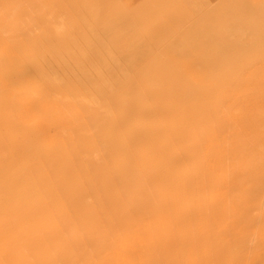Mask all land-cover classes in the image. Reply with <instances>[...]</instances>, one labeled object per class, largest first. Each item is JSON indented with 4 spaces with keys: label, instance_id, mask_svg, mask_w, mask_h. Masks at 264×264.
I'll return each instance as SVG.
<instances>
[{
    "label": "rangeland",
    "instance_id": "1",
    "mask_svg": "<svg viewBox=\"0 0 264 264\" xmlns=\"http://www.w3.org/2000/svg\"><path fill=\"white\" fill-rule=\"evenodd\" d=\"M254 5L0 0V264H264V142L219 84Z\"/></svg>",
    "mask_w": 264,
    "mask_h": 264
},
{
    "label": "bare ground",
    "instance_id": "2",
    "mask_svg": "<svg viewBox=\"0 0 264 264\" xmlns=\"http://www.w3.org/2000/svg\"><path fill=\"white\" fill-rule=\"evenodd\" d=\"M251 2L256 7V11H264V0H251ZM180 3V2H179ZM131 5V4H130ZM241 14V12H239ZM264 14V13H263ZM235 20V19H234ZM246 27L249 30L248 36L246 38L242 39L241 42V50H243L245 53L242 54L241 60L238 62V64L235 66V70H227L223 73V75L219 76L220 79V85L224 86L226 88L225 94L220 99L222 103H224V119L223 121L226 122L227 126L233 129L234 132H237L240 134L243 129L242 124V118L245 117L248 119V122L253 126L252 131L255 132V134L258 136L259 142H264V132H260L258 130L257 124H256V118L253 116V113H249L246 110V107L249 105V103L255 102L257 106L263 107L264 106V18L259 17L258 15H250L246 19ZM208 28V27H207ZM17 38V37H16ZM116 44V43H115ZM232 50V49H231ZM236 58V57H235ZM239 60V59H238ZM159 61V60H158ZM162 61V60H161ZM229 62V61H228ZM227 62V63H228ZM161 64V63H160ZM168 86V85H167ZM147 87V86H146ZM185 91V90H184ZM254 91L256 95L250 96L249 92ZM162 92V91H161ZM181 95V94H180ZM180 100V99H179ZM162 101V100H161ZM173 101V100H172ZM158 102V100H157ZM164 101H162L163 103ZM236 102H241L240 108L241 111L234 112L232 111L233 105ZM161 103V104H162ZM163 105V104H162ZM169 106V104H168ZM171 107V105H170ZM169 107V108H170ZM173 110V109H172ZM178 114V113H177ZM185 115V114H184ZM255 118V119H254ZM134 121V120H133ZM256 124V125H255ZM74 127V126H73ZM79 127V126H78ZM242 128V129H241ZM65 131V130H64ZM69 132V131H68ZM247 132V131H246ZM67 132L63 133L66 134ZM121 133V131H120ZM125 133V132H124ZM248 133V132H247ZM62 134V135H63ZM69 134V133H68ZM122 134V133H121ZM126 134V133H125ZM70 135V134H69ZM68 135V136H69ZM72 135H74L72 133ZM253 135V134H252ZM67 136V135H65ZM254 136V135H253ZM70 138V137H69ZM117 138V137H116ZM191 138V137H190ZM91 140V139H89ZM82 141V140H81ZM5 143V142H4ZM72 143V142H71ZM1 144V143H0ZM74 144V143H72ZM72 144H70L72 146ZM75 145V144H74ZM93 146V145H92ZM250 146V145H249ZM74 147V152L76 153L78 150L75 149V146H72L71 149ZM87 146L85 145V148ZM4 148V147H3ZM77 150V151H76ZM93 150V149H92ZM91 151V149H90ZM96 151V150H95ZM94 151V152H95ZM72 152V151H71ZM78 153V152H77ZM39 154V153H38ZM84 154H87L84 153ZM90 154V153H88ZM93 154V153H92ZM97 154V151H96ZM95 154V155H96ZM40 155V154H39ZM74 155V154H73ZM100 155V154H98ZM84 156V155H83ZM92 156V155H91ZM75 156H73L74 158ZM86 157H88L86 155ZM98 157V156H97ZM79 158V157H78ZM77 158V160H78ZM89 158V157H88ZM76 159V158H75ZM82 158L80 157V160ZM92 158H89L91 162ZM98 159V158H97ZM79 160V161H80ZM44 161V160H43ZM82 161V160H81ZM96 161V157H95ZM99 161V160H98ZM96 161V164L98 163ZM4 162H6L4 160ZM77 163V161H75ZM101 162V161H100ZM7 163V162H6ZM82 163V162H81ZM81 163H77V165L81 166ZM93 163V162H92ZM8 164V163H7ZM83 164V163H82ZM94 164V163H93ZM84 165V164H83ZM92 165V164H91ZM85 166V165H84ZM98 166V165H97ZM12 167V166H11ZM82 167V166H81ZM79 167L78 169H80ZM94 167V166H93ZM92 167V168H93ZM228 167V165H227ZM50 168V167H49ZM85 168V167H84ZM83 168V170H84ZM95 168V167H94ZM48 170V169H47ZM82 170V171H83ZM104 170V169H103ZM107 170V169H106ZM80 171V170H79ZM87 171V170H86ZM63 172V171H62ZM81 173V172H80ZM83 174V173H82ZM85 174V173H84ZM87 174V173H86ZM106 174V173H105ZM89 175V174H88ZM110 175V173H109ZM108 175V177H109ZM88 177V176H87ZM106 177V176H105ZM201 177V176H200ZM203 177V176H202ZM86 178V177H85ZM90 178V177H89ZM110 178V177H109ZM63 179V177H62ZM84 179V178H83ZM88 179V178H87ZM89 180V179H88ZM110 180H112L110 178ZM87 181V180H84ZM100 181V180H99ZM98 181V182H99ZM90 182V181H89ZM88 181L86 183H89ZM113 182V181H112ZM50 183V182H48ZM93 183V182H92ZM67 184V183H66ZM107 184V182H105ZM88 185V184H87ZM94 183L91 185H88L87 188L94 187ZM108 185V184H107ZM252 185V184H251ZM92 189V188H91ZM90 188L88 189V191ZM96 189L94 188V191ZM118 190V189H117ZM73 191V190H72ZM206 191V190H205ZM97 192V191H96ZM112 193L116 192L114 190L111 191ZM119 193V191H117ZM73 193V192H72ZM95 193V192H94ZM74 194V193H73ZM91 194V193H90ZM93 195V194H92ZM96 196V195H95ZM94 200V199H93ZM66 201V200H65ZM89 201V198H88ZM74 203V202H73ZM72 204V203H71ZM124 204V203H123ZM67 205V204H66ZM73 205V204H72ZM263 205V204H262ZM64 206V205H63ZM70 207V205H67ZM83 206V205H79ZM77 207V206H76ZM85 207V206H84ZM121 208V207H120ZM124 208V207H123ZM179 208V207H178ZM74 209H78L74 208ZM83 209V208H82ZM99 209V208H98ZM123 210V209H122ZM79 212V211H78ZM83 212V211H80ZM102 212V211H101ZM104 212V211H103ZM107 212V211H106ZM119 212V211H118ZM121 212V211H120ZM84 214V213H83ZM78 216V215H77ZM82 216V215H81ZM85 216V215H84ZM106 216V215H104ZM79 218V216H78ZM83 218V216H82ZM93 218V217H92ZM96 218V217H95ZM93 218V219H95ZM105 219V218H104ZM96 220V219H95ZM106 222H108L107 219H105ZM97 221V220H96ZM99 221V220H98ZM90 223V221L88 220ZM95 222V221H93ZM92 222V223H93ZM87 224V223H86ZM91 224V223H90ZM94 224V223H93ZM109 223H107L108 225ZM95 226V225H94ZM93 227V225H92ZM101 229V228H100ZM99 229V230H100ZM95 230V228H94ZM99 253V252H98ZM121 253V251H120ZM96 254V253H95ZM97 255V254H96ZM121 255V254H120ZM111 257V256H110ZM64 264V263H63Z\"/></svg>",
    "mask_w": 264,
    "mask_h": 264
}]
</instances>
